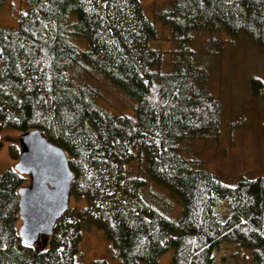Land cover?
<instances>
[{
    "label": "trees",
    "instance_id": "1",
    "mask_svg": "<svg viewBox=\"0 0 264 264\" xmlns=\"http://www.w3.org/2000/svg\"><path fill=\"white\" fill-rule=\"evenodd\" d=\"M26 1L15 27H0V135L39 130L62 148L73 172L70 199L81 205L27 246L17 234V191L27 178L4 171L0 264H80L89 228L103 233L121 264H157L167 251L171 264H213L223 242L250 249V264H264V177L224 184L180 148L219 127L195 37L216 28L264 49V0H170L153 12L170 32L169 61L151 47L157 28L141 0ZM93 74L134 103L133 116L98 105L86 81ZM250 90L264 107L263 83L252 79ZM8 147L16 161L19 144ZM154 187L181 205L177 220L149 202Z\"/></svg>",
    "mask_w": 264,
    "mask_h": 264
},
{
    "label": "rangeland",
    "instance_id": "2",
    "mask_svg": "<svg viewBox=\"0 0 264 264\" xmlns=\"http://www.w3.org/2000/svg\"><path fill=\"white\" fill-rule=\"evenodd\" d=\"M169 1L141 0L143 12L154 20L153 12L164 9ZM26 5V0H6L0 7V27H15ZM154 22L157 35L151 47L165 52L169 61L168 52L173 50L169 29L156 20ZM193 49L202 68L203 83L208 85L207 89L218 105L219 127L211 135L192 140L180 148L186 157L194 159L198 167L224 184L264 176V107L250 90L252 79H258L264 85V49L256 47L251 38L242 33L229 37L225 31L216 28L197 35ZM86 81L91 83L98 105L104 110L116 115L133 116L134 103L99 75L93 74ZM19 134L8 129L1 132L0 175L13 169L16 163L9 157L8 144L18 145ZM26 178L27 185L29 181ZM151 193L149 202H155V207L167 218L177 220L181 205L156 187ZM80 205L74 204L73 199L69 201V208ZM219 211L226 214L225 206L220 205ZM79 249L77 263L89 264L93 260L104 259L108 264H121L117 250L111 248L100 230L89 228L83 231ZM260 252L264 255V251ZM251 253L250 249L234 243L228 246L221 244L213 251V264H250ZM170 254L171 251L165 252L157 264H171Z\"/></svg>",
    "mask_w": 264,
    "mask_h": 264
},
{
    "label": "water",
    "instance_id": "3",
    "mask_svg": "<svg viewBox=\"0 0 264 264\" xmlns=\"http://www.w3.org/2000/svg\"><path fill=\"white\" fill-rule=\"evenodd\" d=\"M15 171L28 177V185L18 189L17 231L22 243L34 246L51 235L59 218L69 209L71 171L62 148L51 143L39 130L18 136Z\"/></svg>",
    "mask_w": 264,
    "mask_h": 264
},
{
    "label": "bare ground",
    "instance_id": "4",
    "mask_svg": "<svg viewBox=\"0 0 264 264\" xmlns=\"http://www.w3.org/2000/svg\"><path fill=\"white\" fill-rule=\"evenodd\" d=\"M41 132V131H40ZM42 133V132H41ZM43 134V133H42ZM44 135V134H43ZM45 136V135H44ZM18 158V157H17ZM18 162V160L16 159V163ZM15 163V164H16ZM14 164V165H15ZM13 169H14V167H13ZM256 177H264V176H262V175H260V176H256ZM255 178V177H254ZM28 185V184H27ZM221 244H226L227 246L229 245V242H223V243H221Z\"/></svg>",
    "mask_w": 264,
    "mask_h": 264
}]
</instances>
